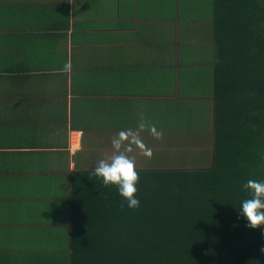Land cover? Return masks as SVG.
Instances as JSON below:
<instances>
[{"label":"crops","instance_id":"crops-1","mask_svg":"<svg viewBox=\"0 0 264 264\" xmlns=\"http://www.w3.org/2000/svg\"><path fill=\"white\" fill-rule=\"evenodd\" d=\"M214 23L215 0H0V264H71L73 177L140 113L163 138L137 171L211 165Z\"/></svg>","mask_w":264,"mask_h":264},{"label":"trees","instance_id":"trees-1","mask_svg":"<svg viewBox=\"0 0 264 264\" xmlns=\"http://www.w3.org/2000/svg\"><path fill=\"white\" fill-rule=\"evenodd\" d=\"M211 165L138 171L137 210L115 185L73 177L71 264H264V226L240 215L264 180V0H215Z\"/></svg>","mask_w":264,"mask_h":264},{"label":"clouds","instance_id":"clouds-1","mask_svg":"<svg viewBox=\"0 0 264 264\" xmlns=\"http://www.w3.org/2000/svg\"><path fill=\"white\" fill-rule=\"evenodd\" d=\"M72 65L65 63L62 71L68 73ZM148 132L156 140L163 138V133L159 131L154 123L145 118L144 113H140L135 129L129 128L118 132L111 140L113 151L104 158L97 161L92 175L102 179L103 187L115 185L119 195L123 197L121 209L125 207L137 210L141 206L137 198V184L139 183V173L136 168L135 156L130 155L134 149H138L140 154L151 159L153 151L142 138V133ZM242 190L248 193V198L241 201L240 215L246 218L247 227L259 228L264 226V180L248 179ZM264 253V247L260 249Z\"/></svg>","mask_w":264,"mask_h":264},{"label":"rangeland","instance_id":"rangeland-1","mask_svg":"<svg viewBox=\"0 0 264 264\" xmlns=\"http://www.w3.org/2000/svg\"><path fill=\"white\" fill-rule=\"evenodd\" d=\"M190 146H194L195 148H201V149L208 147L207 145H205V142H203V146H198L194 141H192L191 139H189V145H188V147H190ZM192 154H193L192 151L186 153L185 154V159H188V162H186L184 160V161H182L180 163L179 166H184L182 163H184V164H197V166H200V167L204 166V162L199 161V163H198L197 160H199V158L203 157V155L206 156V152L204 150H200L199 152L195 151L194 154H193V158H190ZM189 159H190V161H189ZM169 166H176V165L171 163Z\"/></svg>","mask_w":264,"mask_h":264}]
</instances>
